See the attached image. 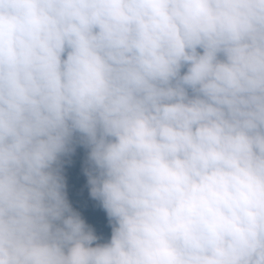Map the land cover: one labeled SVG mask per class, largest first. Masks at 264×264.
I'll list each match as a JSON object with an SVG mask.
<instances>
[{"label": "clouds", "instance_id": "1", "mask_svg": "<svg viewBox=\"0 0 264 264\" xmlns=\"http://www.w3.org/2000/svg\"><path fill=\"white\" fill-rule=\"evenodd\" d=\"M0 264H264V0H0Z\"/></svg>", "mask_w": 264, "mask_h": 264}, {"label": "trees", "instance_id": "2", "mask_svg": "<svg viewBox=\"0 0 264 264\" xmlns=\"http://www.w3.org/2000/svg\"><path fill=\"white\" fill-rule=\"evenodd\" d=\"M87 150L82 146L76 147L73 154L63 158L62 174L65 178L66 193L74 210L80 212L96 234L100 242L110 239L111 227L108 224L106 213L99 207L97 201L89 194L85 167Z\"/></svg>", "mask_w": 264, "mask_h": 264}, {"label": "rangeland", "instance_id": "3", "mask_svg": "<svg viewBox=\"0 0 264 264\" xmlns=\"http://www.w3.org/2000/svg\"><path fill=\"white\" fill-rule=\"evenodd\" d=\"M78 147V146H77Z\"/></svg>", "mask_w": 264, "mask_h": 264}]
</instances>
